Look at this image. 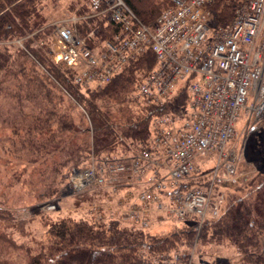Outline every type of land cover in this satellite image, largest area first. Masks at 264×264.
I'll use <instances>...</instances> for the list:
<instances>
[{
	"label": "built area",
	"instance_id": "2783aa9c",
	"mask_svg": "<svg viewBox=\"0 0 264 264\" xmlns=\"http://www.w3.org/2000/svg\"><path fill=\"white\" fill-rule=\"evenodd\" d=\"M88 1V13L47 26L52 62L69 71L82 90L99 89L152 51L155 67L138 82L134 96L146 107L168 111L151 119L149 141L133 142L125 153L92 154L72 169L73 192L96 198L91 190L106 189V200L92 201L88 215L143 231L156 221L201 227L219 218L225 203L220 186L248 179L226 149L243 119H264V0H246L233 22L220 28L211 25L215 0H168L152 27L137 19L126 0ZM90 21L93 28L83 34L80 27ZM183 89L188 99L179 104ZM213 155L226 160L204 177L199 162ZM41 210L56 213L58 203ZM261 251L264 255V236ZM152 264L188 263L173 252L156 256Z\"/></svg>",
	"mask_w": 264,
	"mask_h": 264
},
{
	"label": "trees",
	"instance_id": "16d2710c",
	"mask_svg": "<svg viewBox=\"0 0 264 264\" xmlns=\"http://www.w3.org/2000/svg\"><path fill=\"white\" fill-rule=\"evenodd\" d=\"M126 3L137 19L150 27L170 5H165L164 0H126ZM237 7L226 0H217L212 8L211 25L215 28L229 26ZM43 8V0H0V42L23 39L45 27L47 19ZM80 8L79 15L90 11L89 1ZM94 23L88 22L80 31L85 34ZM109 25L113 30L114 25ZM99 29L102 38H106L103 28ZM40 35L42 33L24 41L23 48L14 45L0 48V97L5 98L0 99V150L17 161L34 165L35 178L23 185L39 197L54 198L60 195L63 185H69L70 171L84 166L92 154L100 156L105 152L127 150L133 142L149 141L151 119L167 112L168 108L134 109L126 99L155 67L152 51L131 61L103 88L83 92L69 71H62L53 64L47 46H39ZM23 58L43 66L55 83L38 72V65H30ZM56 83L73 98L69 99L73 106L78 107V104L85 111L82 110V117H73L71 107L66 108L63 99L53 96ZM59 92L63 97L62 90ZM178 98L179 104L186 102V89ZM3 102L9 103L3 106ZM261 136L260 145L264 150V132ZM255 149L254 143L249 147V154H254ZM1 165L10 172L4 189L11 188V183L18 182L25 170L12 169L3 160H0ZM245 186L246 195H231L219 218L206 220L201 227L192 223V231H177L159 238L136 227L124 226L120 221L100 223L63 217L46 222L48 231L44 241H30L34 248L12 237V230L25 235L26 222L19 221L11 209L3 207L7 193L0 191V264H152L159 255L156 252L175 249L177 238L196 233L204 244L228 243L234 247L240 256L235 264H264L261 251L264 164L246 180Z\"/></svg>",
	"mask_w": 264,
	"mask_h": 264
},
{
	"label": "rangeland",
	"instance_id": "374dc122",
	"mask_svg": "<svg viewBox=\"0 0 264 264\" xmlns=\"http://www.w3.org/2000/svg\"><path fill=\"white\" fill-rule=\"evenodd\" d=\"M229 3L234 4V7L238 5L237 11L240 10L245 4L246 0H226ZM87 2V0H43V15L47 19V24L45 27L49 26L51 22L58 21L61 19H64L66 17H70L72 15L78 14L82 8H80L82 5H84ZM165 5H169L168 0H164ZM217 0L214 1V3L211 4L210 10H211V24L214 17V12L212 8L215 6ZM164 10V9H163ZM89 11H86L85 13H88ZM237 13V12H236ZM236 16V15H235ZM96 24L101 25L99 22H96ZM213 27V26H212ZM42 28V29H43ZM38 33H42L41 38L38 40V44L41 47H45V45L48 47L49 45V39L51 38L52 30L47 27L44 30L36 31V33L30 34L26 38L19 39V40H13V41H6V42H0V48L9 47L11 45H14V47L18 48L20 46L23 48V42L26 40H33L35 39ZM49 55V50H48ZM31 58V57H30ZM50 58V56H49ZM25 61H28L29 64L33 63L36 66L38 65L37 62L26 60V58H23ZM52 61V59L50 58ZM28 64V65H29ZM30 64V65H31ZM54 64V63H53ZM55 65V64H54ZM57 66V65H55ZM38 72L43 75V77H48L51 79V82L55 83L50 75H47L46 69L43 66L38 65ZM59 67V66H57ZM61 68V67H60ZM62 69V68H61ZM43 70L44 72H42ZM62 71H66L62 69ZM59 89L62 90L63 97L61 96ZM101 89V88H99ZM53 96L59 97L63 99V106L71 107L70 112L73 117H82V110L80 106L77 104L78 107L73 106L72 102L69 101L71 96H69L68 92H66L60 85L57 83L53 86ZM82 90V89H81ZM136 90V89H135ZM135 90L131 92L126 99H129L130 104H132L134 109L137 108H145L146 106L142 104L138 99L135 98ZM85 92L84 90H82ZM0 99H5L1 98ZM9 102H3V106H6ZM171 108L174 107L173 104L170 105ZM83 112H85L83 110ZM243 123H241L237 136L229 143L226 151L228 157H232L235 159V165L237 167L238 173H244L247 178L252 177L255 175L264 164V150L261 148V141H262V133L264 132V119L257 120V121H245L242 120ZM1 124V123H0ZM84 124V123H83ZM2 126L0 125V129ZM8 133V132H7ZM5 134V133H3ZM255 143V146L257 149L253 152L254 154H249V147ZM128 150V149H127ZM127 150H121L125 153ZM119 152V151H117ZM0 160L3 162H8V165L10 168H17L19 171L25 170L24 173H22L19 178L20 180L18 182H13V187L4 189V186L7 182H9L10 172L5 166H0L1 176H0V191L6 192L7 195L5 197V201L3 203V207L11 209L14 216L19 221H25V235H22L20 231H13V238L18 243L23 244H30V246L35 247L33 242H30L32 239H34L35 242H41L44 241L46 237V232L48 231V227L46 225V222L50 219H62L63 217H73L76 220L85 219V220H92L93 218L88 215L89 211V205L92 203V201H99L102 202L106 200L108 196V192L106 189L103 190H91L94 195H84V196H78L76 195L70 185H63L61 187V193L59 196L54 198H48V197H40L38 196V193H32L30 188L23 185L25 181L29 182L30 180H33L35 177L33 174V168L34 165H30L25 163L24 161H17L16 159H13L9 155H5L0 150ZM226 158L220 160L218 156L213 155L210 157H206L201 159L199 162V171L204 175V177H209V175L214 171L217 165L220 163H224ZM14 171V170H13ZM203 177V178H204ZM207 179V178H206ZM246 180L241 181L237 186H230V185H223L220 186L219 191L223 192L225 195V203H228L229 197L232 196H244L247 193L248 188L245 186ZM91 192V193H92ZM46 203H58V212L54 213H44L41 210V207L43 204ZM33 209V210H32ZM95 221V220H94ZM104 223V222H100ZM109 223V222H107ZM129 223H124V226H128ZM131 226V225H129ZM192 225H186L183 223H178L175 221H156L153 223V225L145 230L144 232L146 234H152L156 235L157 237H165L170 236L173 232H181L182 230H191L192 231ZM196 228H194L195 230ZM178 244L173 247H176L175 249L170 250H164L156 252L157 254L163 255V254H172L173 252L180 253L182 255V259L185 263L188 264H235V262L238 261L240 256L237 254L236 249L232 247L228 243L224 244H204V242H201L199 240V234L196 233V235L193 236H183L181 235L179 238H177ZM188 240V242H187ZM176 250V251H175Z\"/></svg>",
	"mask_w": 264,
	"mask_h": 264
}]
</instances>
